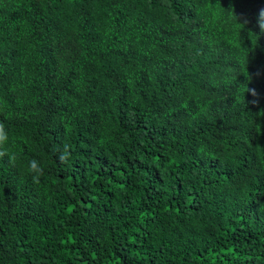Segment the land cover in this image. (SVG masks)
<instances>
[{
    "label": "trees",
    "instance_id": "obj_1",
    "mask_svg": "<svg viewBox=\"0 0 264 264\" xmlns=\"http://www.w3.org/2000/svg\"><path fill=\"white\" fill-rule=\"evenodd\" d=\"M0 264H264V0H0Z\"/></svg>",
    "mask_w": 264,
    "mask_h": 264
}]
</instances>
